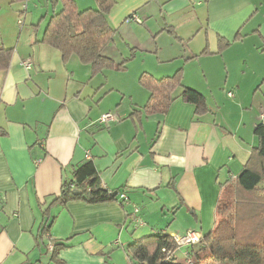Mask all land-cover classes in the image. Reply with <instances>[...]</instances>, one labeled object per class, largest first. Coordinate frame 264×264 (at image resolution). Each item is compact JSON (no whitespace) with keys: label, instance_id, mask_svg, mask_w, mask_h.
Masks as SVG:
<instances>
[{"label":"crops","instance_id":"crops-1","mask_svg":"<svg viewBox=\"0 0 264 264\" xmlns=\"http://www.w3.org/2000/svg\"><path fill=\"white\" fill-rule=\"evenodd\" d=\"M23 1L0 0V10L21 5L20 18ZM58 1L38 2L44 29L32 24L16 50L0 38L13 50L0 70V264H130L124 249L133 241L206 236L241 171L264 164L255 156L264 119L253 109L255 100L264 105V0H111L115 34L104 54L115 66L101 72L40 42ZM74 1L78 10L97 7ZM177 72L203 105L176 87L166 112H145L142 74ZM105 113L116 120L99 123ZM86 162L116 199L57 201Z\"/></svg>","mask_w":264,"mask_h":264},{"label":"trees","instance_id":"trees-1","mask_svg":"<svg viewBox=\"0 0 264 264\" xmlns=\"http://www.w3.org/2000/svg\"><path fill=\"white\" fill-rule=\"evenodd\" d=\"M61 10L54 13L45 29L40 42L61 53L63 60L75 55L82 63L89 64L94 71L101 72L114 65L113 60L104 54L105 47L111 43L115 31L109 26L107 15L114 3L111 0H97V7L78 10L74 0H59ZM26 13L20 11L21 17ZM12 49L0 48V70L9 66ZM124 66V61L116 69ZM139 84L149 93L144 111L164 113L172 102V93L176 87H182L180 72L171 77L155 79L149 74H142ZM181 96L187 103L201 107L203 96L195 90L182 87ZM261 138L256 150V157L264 162V130L256 129ZM73 179L61 185L56 200L62 204L72 200H82L89 205L112 201L114 193L104 189L91 162H86L73 169ZM74 191H77L74 193ZM233 194L236 203L243 206L242 214L238 211L232 217H221L220 207L225 205V197ZM228 198V197H227ZM264 164L260 168L245 167L237 176L236 182L221 197L217 207V222L214 229L200 241L189 246L190 262L182 264H264V222L258 233H239L244 212L247 217L261 220L264 212ZM223 206L221 209H223ZM44 226L42 233L46 231ZM53 251L64 247L54 244ZM169 235H152L133 241L125 249L130 264H180L176 261L177 250ZM164 250V251H163ZM170 251L171 254L167 252Z\"/></svg>","mask_w":264,"mask_h":264},{"label":"rangeland","instance_id":"rangeland-1","mask_svg":"<svg viewBox=\"0 0 264 264\" xmlns=\"http://www.w3.org/2000/svg\"><path fill=\"white\" fill-rule=\"evenodd\" d=\"M42 1V3L44 4V0H24V6H26L27 4V12L25 13L24 16L17 18L18 16H16V9L20 8L21 5L18 4H14L13 7H9L6 6V8L1 9L0 10V38L6 43V44H10L12 46H17V42L21 40L24 41V35L25 33H27L28 37L29 34L32 32L31 29H33V25L34 23H38V28L37 29H44L43 25L45 24L44 20L40 19V7L38 6V2ZM79 6H83V3ZM11 14H13L15 16V20L14 22H12L11 20ZM133 23H139L138 21H132ZM40 24V25H39ZM125 31L128 32H134L132 26L126 28L123 32L126 33ZM32 34V33H31ZM166 39L170 40L172 38V36H165ZM112 43V41H111ZM111 43H109L105 48H109L111 47ZM19 47H23L25 46L24 44H19ZM16 50V47H15ZM105 50V49H104ZM161 51H159L160 53ZM73 57V56H72ZM153 57V56H150ZM154 58V57H153ZM74 59H76L74 57ZM145 59V58H144ZM152 59V58H150ZM153 61V60H152ZM79 75H81V71L78 72ZM95 75V74H94ZM96 76V75H95ZM254 112H258L259 111V119L263 120L264 116L262 114H264V105H263V109L260 108V104H259V100H255V104L253 106ZM249 115H253L251 110H248L246 113V116ZM261 116H263V118H261ZM261 124H259L257 127H259ZM257 138H260L259 135L256 133ZM264 140V137H263ZM225 197V206L223 209H221L223 206L220 207L219 211H221L220 215L221 217H232L231 215H233V213H235L236 211L240 212L242 214L243 212V206L240 203H236V198L233 194L229 195V196H224ZM228 197V198H227ZM262 202L264 200H261ZM263 209H264V204L262 205ZM261 220H259L257 218V221L250 219L249 217L246 216L245 212H244V216L242 220L241 224H240V231L239 233L242 235H245L247 233H258V229L262 226L263 222H264V212L261 213L260 216ZM177 260L180 262L185 261L186 257H182V255L180 254V252H178L177 254ZM176 260V261H177ZM177 261V262H178Z\"/></svg>","mask_w":264,"mask_h":264},{"label":"built area","instance_id":"built-area-1","mask_svg":"<svg viewBox=\"0 0 264 264\" xmlns=\"http://www.w3.org/2000/svg\"><path fill=\"white\" fill-rule=\"evenodd\" d=\"M23 9L26 10V7L24 6ZM134 20L137 21V18L135 17ZM22 65L26 69H29L31 67V63H30L29 60L24 61L22 63ZM228 95L231 96V93H228ZM115 120H116V116L114 114L105 113L99 118L98 122L101 123V124H106V123H109V122H112V121H115ZM120 197L122 199H126V197L124 195H121ZM134 210H135V213H136L137 212V208H135ZM136 223L141 225V221L138 220V219H136ZM201 238H202V235L200 233H198V232H195V231H189L185 235H182V236H173L172 237V239H173L175 245L177 246V248L193 246V245L197 244L200 241ZM48 250L49 251H53V246L49 245L48 246ZM167 253L171 254L170 251H168ZM184 256L186 257L187 263H189L190 262V258H191L190 253L186 252L184 254Z\"/></svg>","mask_w":264,"mask_h":264},{"label":"water","instance_id":"water-1","mask_svg":"<svg viewBox=\"0 0 264 264\" xmlns=\"http://www.w3.org/2000/svg\"><path fill=\"white\" fill-rule=\"evenodd\" d=\"M77 191H74V193H76Z\"/></svg>","mask_w":264,"mask_h":264}]
</instances>
